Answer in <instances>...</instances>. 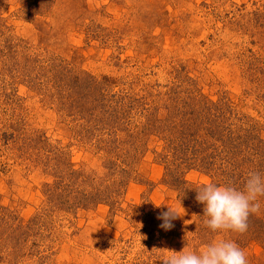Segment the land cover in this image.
I'll return each mask as SVG.
<instances>
[{
	"label": "rangeland",
	"instance_id": "374dc122",
	"mask_svg": "<svg viewBox=\"0 0 264 264\" xmlns=\"http://www.w3.org/2000/svg\"><path fill=\"white\" fill-rule=\"evenodd\" d=\"M249 172L264 0H0V264H162L221 239L264 264V196L244 233L196 200Z\"/></svg>",
	"mask_w": 264,
	"mask_h": 264
},
{
	"label": "clouds",
	"instance_id": "9594fccd",
	"mask_svg": "<svg viewBox=\"0 0 264 264\" xmlns=\"http://www.w3.org/2000/svg\"><path fill=\"white\" fill-rule=\"evenodd\" d=\"M261 196H264V176L258 172L247 174L243 190L211 182L196 190V200L203 205V215L207 217L204 224L214 232H246L249 215L260 211L258 197ZM179 216L175 209L168 207L156 218L162 221L159 227L168 231L174 227L172 221ZM162 264H248V260L246 253L234 241L221 239L199 251L185 247L179 252L167 250Z\"/></svg>",
	"mask_w": 264,
	"mask_h": 264
},
{
	"label": "trees",
	"instance_id": "16d2710c",
	"mask_svg": "<svg viewBox=\"0 0 264 264\" xmlns=\"http://www.w3.org/2000/svg\"><path fill=\"white\" fill-rule=\"evenodd\" d=\"M210 124V123H209ZM213 126L212 125H210V127L209 128H212ZM206 130H210V132L212 131L211 129H206ZM205 140V139H204ZM206 141V140H205ZM204 141V144H206V142ZM196 147V146H195Z\"/></svg>",
	"mask_w": 264,
	"mask_h": 264
}]
</instances>
